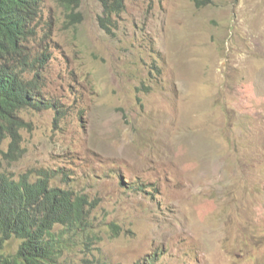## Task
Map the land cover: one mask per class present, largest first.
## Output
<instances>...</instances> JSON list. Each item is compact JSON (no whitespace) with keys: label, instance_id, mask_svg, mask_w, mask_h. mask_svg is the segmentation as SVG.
Listing matches in <instances>:
<instances>
[{"label":"rangeland","instance_id":"1","mask_svg":"<svg viewBox=\"0 0 264 264\" xmlns=\"http://www.w3.org/2000/svg\"><path fill=\"white\" fill-rule=\"evenodd\" d=\"M125 2L108 34L98 0L44 1L24 76L54 107L4 169L91 203L99 238L59 264H264V0Z\"/></svg>","mask_w":264,"mask_h":264},{"label":"trees","instance_id":"2","mask_svg":"<svg viewBox=\"0 0 264 264\" xmlns=\"http://www.w3.org/2000/svg\"><path fill=\"white\" fill-rule=\"evenodd\" d=\"M44 1L0 0V264H59L74 242L86 247L88 240L99 238L91 203L85 195L51 186L49 174L34 181L26 177L17 180L4 169L6 159L22 155L19 128L28 126L20 114L22 110L54 107L39 99L37 81L24 76L30 63L23 48L36 33L33 29ZM56 1L70 21H81L77 10L81 0ZM98 2L102 9L98 23L106 33L113 34L114 16L125 10L126 2ZM7 137L10 141L4 150ZM109 226L114 233L119 229L115 223ZM14 237L21 242L14 254L6 255L4 244ZM88 261L84 259V264ZM136 264L157 263L149 258Z\"/></svg>","mask_w":264,"mask_h":264}]
</instances>
